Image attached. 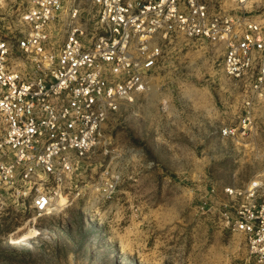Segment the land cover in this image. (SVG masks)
Segmentation results:
<instances>
[{
	"label": "rangeland",
	"instance_id": "374dc122",
	"mask_svg": "<svg viewBox=\"0 0 264 264\" xmlns=\"http://www.w3.org/2000/svg\"><path fill=\"white\" fill-rule=\"evenodd\" d=\"M25 6L0 0V32L20 26ZM246 9L264 21V0ZM223 55L220 43L167 42L151 90L122 104L106 147L81 162L48 213L0 204V264H249L243 235L200 209L205 198L227 199L224 187L264 178V97L247 136L220 134L237 124L244 96ZM106 168L121 174L110 198L98 189Z\"/></svg>",
	"mask_w": 264,
	"mask_h": 264
},
{
	"label": "built area",
	"instance_id": "2783aa9c",
	"mask_svg": "<svg viewBox=\"0 0 264 264\" xmlns=\"http://www.w3.org/2000/svg\"><path fill=\"white\" fill-rule=\"evenodd\" d=\"M233 1L26 0L20 26L0 32V204L48 213L81 162L106 147L122 104L151 90L176 38L224 46L223 72L244 96L237 124L220 134L247 136L264 97V21L249 0ZM120 181L106 168L98 189L110 198ZM224 193L200 209L214 208L223 230L243 235L248 263L264 264V178Z\"/></svg>",
	"mask_w": 264,
	"mask_h": 264
},
{
	"label": "bare ground",
	"instance_id": "6f19581e",
	"mask_svg": "<svg viewBox=\"0 0 264 264\" xmlns=\"http://www.w3.org/2000/svg\"><path fill=\"white\" fill-rule=\"evenodd\" d=\"M59 199H60V196H59ZM65 200V198H61V200H60V202H62V201H64ZM65 202V201H64ZM59 203V202H58ZM63 203V202H62Z\"/></svg>",
	"mask_w": 264,
	"mask_h": 264
}]
</instances>
